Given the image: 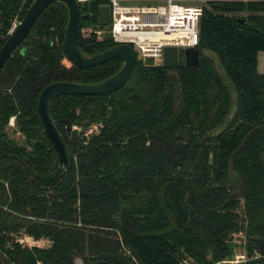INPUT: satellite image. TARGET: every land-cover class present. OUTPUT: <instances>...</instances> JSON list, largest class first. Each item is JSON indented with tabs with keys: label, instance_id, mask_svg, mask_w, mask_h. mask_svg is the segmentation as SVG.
<instances>
[{
	"label": "trees",
	"instance_id": "obj_1",
	"mask_svg": "<svg viewBox=\"0 0 264 264\" xmlns=\"http://www.w3.org/2000/svg\"><path fill=\"white\" fill-rule=\"evenodd\" d=\"M31 1L0 0V46ZM107 2L78 5L85 55L114 45L108 33H80L103 30L97 8ZM66 21L64 4L49 3L0 67V264H216L234 252L233 234L264 251V0L205 1L197 66L137 59L113 92L54 97L49 114L70 157L62 168L41 133L40 90L121 65L72 64ZM12 115L28 148L3 132ZM19 231L50 244L22 245Z\"/></svg>",
	"mask_w": 264,
	"mask_h": 264
},
{
	"label": "water",
	"instance_id": "obj_2",
	"mask_svg": "<svg viewBox=\"0 0 264 264\" xmlns=\"http://www.w3.org/2000/svg\"><path fill=\"white\" fill-rule=\"evenodd\" d=\"M61 2L67 10V21L64 27V35L61 48L65 57L75 66L80 68L101 64L109 59L118 58L120 67L111 75L96 82L53 81L40 90L36 112L42 126L41 133L52 143L57 154L58 165L67 168L69 165V153L62 135L56 128L49 114L50 101L59 95H100L113 92L125 84L137 61V56L131 45L118 43L91 55H85L77 45L79 35V7L75 0H32L26 8L23 16L9 31L8 36L0 46V67L10 56L13 49L24 39L33 22L40 12L52 2ZM109 10L107 4H100L97 8V23L99 26H107ZM200 51L198 46L181 47L166 45L162 50L161 65L164 67L197 66L199 65ZM256 72L264 74V50L256 53ZM230 158L228 159V164ZM73 264H84L80 256L73 258Z\"/></svg>",
	"mask_w": 264,
	"mask_h": 264
},
{
	"label": "built area",
	"instance_id": "obj_3",
	"mask_svg": "<svg viewBox=\"0 0 264 264\" xmlns=\"http://www.w3.org/2000/svg\"><path fill=\"white\" fill-rule=\"evenodd\" d=\"M83 3L87 0H75ZM133 0H108L107 33L114 44L127 43L139 52L140 59L151 58L161 64L166 45L198 46V21L202 13L200 0L183 3L181 0H154L128 4ZM202 1V0H201ZM15 20L10 30L16 25ZM9 30V31H10ZM96 35L100 29H90ZM135 47V48H134ZM216 264H264V251L248 249L245 240L237 251Z\"/></svg>",
	"mask_w": 264,
	"mask_h": 264
},
{
	"label": "rangeland",
	"instance_id": "obj_4",
	"mask_svg": "<svg viewBox=\"0 0 264 264\" xmlns=\"http://www.w3.org/2000/svg\"><path fill=\"white\" fill-rule=\"evenodd\" d=\"M154 0H133L130 2H127L128 4H138L140 2H152ZM198 0H181V2L183 3H193V2H197ZM207 1V0H200L202 6L203 3ZM198 3V2H197ZM108 5V2L106 3ZM79 6H81L80 3H78ZM90 29H97L96 26H87V27H82L80 30V33L83 36H88L89 33L91 32ZM107 28L106 26H104L101 34L96 35L97 38H101L103 37L106 33H107ZM135 48V47H134ZM135 50V49H134ZM136 56L137 59H140V55L139 52L136 50ZM151 59V58H150ZM149 58H145V59H141L143 62L147 63L148 61H153L155 62L153 59L150 60ZM97 123L91 124L89 125V127H87L86 129H84V134L85 136H89L91 133H94L97 131ZM72 129H76L78 130V126H71L70 128ZM3 132L6 134V136L10 139H12L13 141H15V143L19 144V145H25L26 148H28V146L26 145V142L24 140V135L18 130L16 124H15V119H14V115L10 116L7 123L5 124V126L3 127ZM14 238L17 239L20 244L22 245H26V246H39V247H47L50 244V240L46 237H40L38 239H33L30 235L24 233L23 231H19L17 234H14ZM244 236L243 234H233L232 238H231V242H233L235 244L234 246V251H237L239 246H241L242 242L244 241ZM187 264H192L189 260H187Z\"/></svg>",
	"mask_w": 264,
	"mask_h": 264
}]
</instances>
